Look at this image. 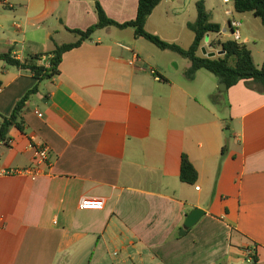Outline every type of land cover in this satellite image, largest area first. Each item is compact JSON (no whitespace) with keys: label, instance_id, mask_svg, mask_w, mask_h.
Returning a JSON list of instances; mask_svg holds the SVG:
<instances>
[{"label":"crops","instance_id":"0c3cea01","mask_svg":"<svg viewBox=\"0 0 264 264\" xmlns=\"http://www.w3.org/2000/svg\"><path fill=\"white\" fill-rule=\"evenodd\" d=\"M99 2L118 23L136 16L138 0ZM96 22L92 0H0V54L44 55L47 67L55 46L77 40L69 30ZM180 37L160 38L184 48ZM206 37L198 55H216L217 36ZM189 65L112 26L64 53L50 80L0 60V116L37 84L0 169L33 167L34 145L49 150L35 179L0 177V264H248L246 250L264 264V91L251 81L224 90L205 69L188 80ZM182 155L193 185L180 181ZM192 209L204 215L186 230Z\"/></svg>","mask_w":264,"mask_h":264},{"label":"trees","instance_id":"16d2710c","mask_svg":"<svg viewBox=\"0 0 264 264\" xmlns=\"http://www.w3.org/2000/svg\"><path fill=\"white\" fill-rule=\"evenodd\" d=\"M92 1L97 22L83 31L69 30V32L77 37V40L73 43L55 46L49 54L47 67L37 65V62L44 55H35L28 60L20 61L11 55V50L0 54V60L8 66L31 73L33 78L39 83L58 76L59 64L63 54L78 48L83 42L89 40L97 30L110 26L121 30L132 28L135 38H142L155 47L157 46L159 50L173 52L181 58L188 60L190 67L184 72V76L188 80L193 79L197 70L205 69L216 76L219 82L223 83L228 89L239 81H251L256 85V92L262 93L264 91V61L261 67L256 68L251 52L244 43H239L232 39L223 41L218 38L221 33V27L212 21L211 15L206 10L202 1L196 3L197 15L194 22L187 24V28L193 33V41H191L192 43L188 48H182L175 43L163 41L157 35L145 31L144 27L147 18L163 0H138L135 18L124 23H118L110 19L101 7L99 0ZM232 5L236 13H250L253 17L259 19L261 25L264 27V0H232ZM209 34L217 35L216 39L210 41V47L217 51H223L222 55L215 56L214 58L198 55L204 38ZM36 92L37 84L16 102L9 116H0V146L7 145L10 129L15 128L19 132H24L25 123L22 118V111L26 102ZM179 162L180 181L193 185L197 180V173L192 164L185 155L181 156V161ZM184 233L185 231L180 229V234L178 235L182 236ZM255 260L256 256L254 255L253 264L256 263Z\"/></svg>","mask_w":264,"mask_h":264},{"label":"rangeland","instance_id":"374dc122","mask_svg":"<svg viewBox=\"0 0 264 264\" xmlns=\"http://www.w3.org/2000/svg\"><path fill=\"white\" fill-rule=\"evenodd\" d=\"M199 1L204 3L212 20L220 25L223 41L230 40L231 34L226 27L227 17L223 13L226 7L220 0H169L154 10L150 20L147 22V27H144L145 31L157 30L160 34L159 38L161 36L171 38L172 32L180 31L182 34L180 39L182 44H184V36L188 35L190 37L192 35L187 28V24L194 22L197 15L196 3ZM234 16L241 23L239 28L241 35L240 42L244 38H247V46L252 51V60L255 65L258 64L261 67L264 61V27L261 25L259 19L253 17L250 13L240 14L235 12ZM20 28L19 33L23 30V26L20 25ZM11 29L14 31L15 28L11 26ZM206 40H208L207 37L204 42ZM189 44H184V48H188ZM227 131L229 134V129L226 128L223 135L226 138V143L231 146L233 140L232 138H230L231 140L228 139L229 135H227Z\"/></svg>","mask_w":264,"mask_h":264},{"label":"built area","instance_id":"2783aa9c","mask_svg":"<svg viewBox=\"0 0 264 264\" xmlns=\"http://www.w3.org/2000/svg\"><path fill=\"white\" fill-rule=\"evenodd\" d=\"M220 1L226 7L223 13L227 17L226 27L231 34V39L240 42L241 35L239 32V28L241 26V23L237 19H235L234 16L235 11L233 9L232 0H220ZM211 35L212 34H209L207 36H211ZM213 36H217V35L213 34ZM137 60L138 57L135 54H133L131 61H129V65H133ZM150 73L153 76H155L156 79H159L154 71L151 70ZM38 116L40 117L41 114H38ZM31 148L33 151V160L35 162V165L33 167H27L22 169H0V177L24 175L30 177L31 179H35L36 177L40 176L42 174L41 167L48 165L49 150L44 145H34ZM254 255H255L254 251L246 250L245 261L248 264H253Z\"/></svg>","mask_w":264,"mask_h":264},{"label":"water","instance_id":"95a60500","mask_svg":"<svg viewBox=\"0 0 264 264\" xmlns=\"http://www.w3.org/2000/svg\"><path fill=\"white\" fill-rule=\"evenodd\" d=\"M201 52L202 55L206 56L207 58H214L215 56H220L223 54V51H218L216 55L214 53L206 54L204 49H202ZM221 86L223 87L224 90H226V86L223 83H221ZM227 135H229L228 131H227ZM203 215L204 212L201 211L200 209H192L185 217L182 227L186 230L192 228L201 219Z\"/></svg>","mask_w":264,"mask_h":264}]
</instances>
